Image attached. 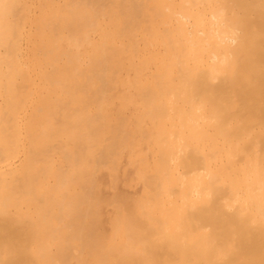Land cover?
<instances>
[{"label": "bare ground", "instance_id": "bare-ground-1", "mask_svg": "<svg viewBox=\"0 0 264 264\" xmlns=\"http://www.w3.org/2000/svg\"><path fill=\"white\" fill-rule=\"evenodd\" d=\"M46 1L0 0V264H264V0Z\"/></svg>", "mask_w": 264, "mask_h": 264}, {"label": "rangeland", "instance_id": "rangeland-1", "mask_svg": "<svg viewBox=\"0 0 264 264\" xmlns=\"http://www.w3.org/2000/svg\"><path fill=\"white\" fill-rule=\"evenodd\" d=\"M35 0H28V6H29V4H30V6H31V10H30V12H31V16L33 17V16H35V14L37 15L38 13H39V11L41 10H37V8L39 9L40 8V5H42L43 3L42 2H44V4H45V1L46 0H43V1H41V0H36L35 2H34ZM49 1V0H48ZM48 1H46L47 3H49ZM53 1V0H52ZM55 1V3L56 4H59V3H62V0H60L59 1V3H58V0L56 1V0H54ZM42 3V4H41ZM52 4H53V2H51ZM32 4V5H31ZM37 4H40L39 6L37 5ZM34 5V6H33ZM35 5H36V7H35ZM54 5L55 4H53L52 6L54 7ZM58 6V5H57ZM56 5H55V7H57ZM42 7H43V5H42ZM44 7H46V6H44ZM43 7V8H44ZM30 8V7H29ZM34 8L37 10V11H34ZM42 8V9H43ZM35 13V14H34ZM34 14V15H33ZM26 27H27V29L29 30V25L27 26L26 25ZM26 27H25V29H26ZM33 27V30H32V28H31V30H32V32L33 31H35L34 29V26H32ZM28 30H25L26 32H28ZM30 32V31H29ZM26 42V41H25ZM25 42L23 43V46H22V48H23V50L25 51L26 49L28 50V46H27V48H26V46L25 45H27V44H25ZM25 47V48H24ZM26 50V51H27ZM29 108V110L31 109V107H28ZM16 161V163L18 162V159H16L15 160ZM130 168V167H129ZM125 169H127V161H126V159H123L122 160V162H121V167H120V171H119V178H118V191L119 192H121V193H126V194H129V195H131V196H136L137 194L139 195V193H140V190H141V187L139 186V185H132V186H129V185H127V182H128V179H129V173H128V175H125V173H124V171H125ZM128 170H130V169H128ZM127 172H129V171H127ZM131 172V171H130ZM131 175V174H130ZM104 177V176H103ZM105 178V182L107 183V181H108V178L105 176L104 177ZM130 181V180H129ZM104 190H103V192H104V195L105 196H109L110 195V193H111V191H110V189L108 188V187H106L105 186V188H103ZM106 190V191H105Z\"/></svg>", "mask_w": 264, "mask_h": 264}]
</instances>
